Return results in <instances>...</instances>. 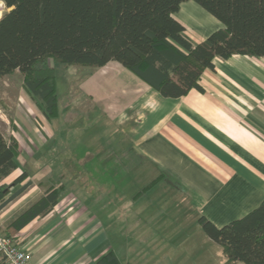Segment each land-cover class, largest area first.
<instances>
[{
  "label": "crops",
  "instance_id": "0c3cea01",
  "mask_svg": "<svg viewBox=\"0 0 264 264\" xmlns=\"http://www.w3.org/2000/svg\"><path fill=\"white\" fill-rule=\"evenodd\" d=\"M173 16L193 44L222 27L193 1L182 2ZM111 63L80 80L95 121L101 120L100 132L86 141L83 162L67 153L72 148L61 140L59 123L42 115L22 80L12 112L0 106L13 126L8 135L1 132L18 145V167L0 185L12 186L23 172L28 178L9 195L33 183L0 211V229L43 194L45 181L64 184L58 203L13 236L31 264H97L115 253L108 238L113 229L120 249L124 243L138 250L141 236L156 229L180 233L174 226L180 214L199 229L200 217L221 228L264 199V57L215 58L199 88L179 98L162 97ZM70 116L75 128L76 114Z\"/></svg>",
  "mask_w": 264,
  "mask_h": 264
},
{
  "label": "trees",
  "instance_id": "16d2710c",
  "mask_svg": "<svg viewBox=\"0 0 264 264\" xmlns=\"http://www.w3.org/2000/svg\"><path fill=\"white\" fill-rule=\"evenodd\" d=\"M0 1L7 8L0 15V78L18 72L24 90L48 120L58 110L55 64L102 68L115 62L162 97L179 98L199 88L202 72L214 69L215 58L264 57V0ZM185 1L195 2L222 27L193 44L173 16ZM17 157L16 141L5 139L0 131V180L18 167ZM27 178L23 172L12 186L0 185V203L10 187ZM63 190L64 184L51 182L0 229V235L13 239L32 219L48 213ZM198 222L221 247L225 264H264V199L221 228L204 217ZM5 263L0 254V264ZM97 264L122 263L110 250Z\"/></svg>",
  "mask_w": 264,
  "mask_h": 264
},
{
  "label": "rangeland",
  "instance_id": "374dc122",
  "mask_svg": "<svg viewBox=\"0 0 264 264\" xmlns=\"http://www.w3.org/2000/svg\"><path fill=\"white\" fill-rule=\"evenodd\" d=\"M0 10V15L5 12V9L0 8ZM49 63L50 66L53 65L52 61ZM110 65L111 67L116 66L113 70H125L115 62H112ZM54 67L56 94L59 101L57 116L53 118L52 122L59 123L61 140L66 142L73 150H68L67 153L73 152L76 162L77 160L83 162L81 159L86 157L84 154L86 141L93 137L96 130V132H100L101 126L98 122L101 120L95 121L94 115L96 111L93 110L92 105L87 100L88 98L85 97V87H81L80 80L84 76H89L93 70L102 69L82 65H65L62 63L55 64ZM107 70L111 69L107 68ZM21 80L22 78L19 76V73L18 75L14 73L11 76L0 78V106L8 109L9 113L12 112L13 104L11 102L17 100L19 97V91H16V89L18 86H21ZM9 88L11 90L6 91ZM72 114H76L77 117L75 128L70 124V121L73 119L70 116ZM10 127H13L10 116H6L5 118L0 113V131L8 135L11 130ZM77 167L83 168L82 165ZM113 172L114 170H112ZM66 173L68 174V172ZM40 179L42 178L36 177L34 180L38 182ZM51 182L53 183L52 180H47L42 184V192H44ZM34 191L36 192L37 189H34ZM179 223H182V225H179ZM174 226L181 227L180 233H174V235L170 236L156 229V232L150 235H142L141 244L137 246L138 250H128V245L124 243L121 245L123 248L120 249V244L116 240L118 236L114 232V229L109 232L108 238L117 257L123 264H225L221 247L209 241L204 235L203 230L195 227L191 219L186 215L180 214L179 218L174 220ZM176 231L178 232V230ZM133 238V235L126 234V239L131 240L129 243L132 242ZM166 239L167 242L171 239L173 241L167 243L168 245L164 248L163 245ZM159 242H163L161 243L162 245ZM131 247L134 246L131 244Z\"/></svg>",
  "mask_w": 264,
  "mask_h": 264
},
{
  "label": "built area",
  "instance_id": "2783aa9c",
  "mask_svg": "<svg viewBox=\"0 0 264 264\" xmlns=\"http://www.w3.org/2000/svg\"><path fill=\"white\" fill-rule=\"evenodd\" d=\"M0 8L5 9L2 1H0ZM0 254L6 259L8 264H31V256L28 252L19 248L12 239L4 238L1 235Z\"/></svg>",
  "mask_w": 264,
  "mask_h": 264
},
{
  "label": "water",
  "instance_id": "95a60500",
  "mask_svg": "<svg viewBox=\"0 0 264 264\" xmlns=\"http://www.w3.org/2000/svg\"><path fill=\"white\" fill-rule=\"evenodd\" d=\"M31 186V182H26L22 186H20L17 190H15L12 194H10L2 203H0V211L9 205L16 198L21 196L29 187Z\"/></svg>",
  "mask_w": 264,
  "mask_h": 264
}]
</instances>
